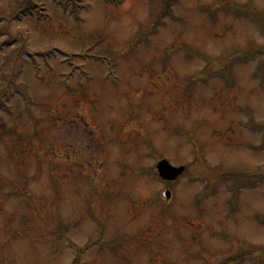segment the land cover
<instances>
[{
  "label": "rangeland",
  "instance_id": "obj_1",
  "mask_svg": "<svg viewBox=\"0 0 264 264\" xmlns=\"http://www.w3.org/2000/svg\"><path fill=\"white\" fill-rule=\"evenodd\" d=\"M73 263L264 264V0H0V264Z\"/></svg>",
  "mask_w": 264,
  "mask_h": 264
},
{
  "label": "water",
  "instance_id": "obj_2",
  "mask_svg": "<svg viewBox=\"0 0 264 264\" xmlns=\"http://www.w3.org/2000/svg\"><path fill=\"white\" fill-rule=\"evenodd\" d=\"M156 170L163 181L174 182L181 177L185 171L184 168H174L166 160L158 163ZM164 198L170 200L171 193L168 191L164 194Z\"/></svg>",
  "mask_w": 264,
  "mask_h": 264
}]
</instances>
